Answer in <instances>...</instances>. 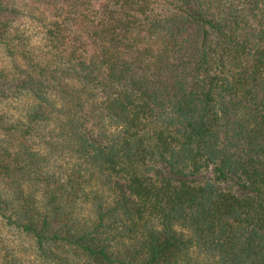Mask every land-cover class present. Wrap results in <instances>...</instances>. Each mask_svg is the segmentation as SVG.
Listing matches in <instances>:
<instances>
[{
  "label": "trees",
  "instance_id": "obj_1",
  "mask_svg": "<svg viewBox=\"0 0 264 264\" xmlns=\"http://www.w3.org/2000/svg\"><path fill=\"white\" fill-rule=\"evenodd\" d=\"M0 264H264V0H0Z\"/></svg>",
  "mask_w": 264,
  "mask_h": 264
}]
</instances>
